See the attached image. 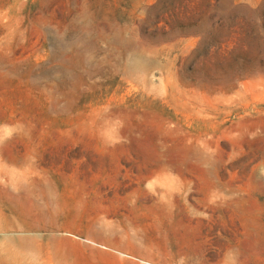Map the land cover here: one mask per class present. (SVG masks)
<instances>
[{
  "label": "rangeland",
  "instance_id": "374dc122",
  "mask_svg": "<svg viewBox=\"0 0 264 264\" xmlns=\"http://www.w3.org/2000/svg\"><path fill=\"white\" fill-rule=\"evenodd\" d=\"M0 225V264H264V0H0Z\"/></svg>",
  "mask_w": 264,
  "mask_h": 264
},
{
  "label": "bare ground",
  "instance_id": "6f19581e",
  "mask_svg": "<svg viewBox=\"0 0 264 264\" xmlns=\"http://www.w3.org/2000/svg\"><path fill=\"white\" fill-rule=\"evenodd\" d=\"M3 225L5 227L9 228V229L17 228V226L15 224H13L12 221H9V220L5 224H3ZM0 226H2V225H0ZM17 241L22 242V240H17Z\"/></svg>",
  "mask_w": 264,
  "mask_h": 264
}]
</instances>
